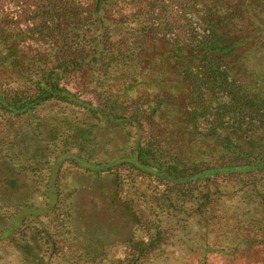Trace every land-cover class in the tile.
<instances>
[{"label": "trees", "instance_id": "obj_1", "mask_svg": "<svg viewBox=\"0 0 264 264\" xmlns=\"http://www.w3.org/2000/svg\"><path fill=\"white\" fill-rule=\"evenodd\" d=\"M243 2L0 0V244L18 264H264V73L238 56L264 27L237 33ZM71 172L106 182L125 240L75 230Z\"/></svg>", "mask_w": 264, "mask_h": 264}, {"label": "rangeland", "instance_id": "obj_2", "mask_svg": "<svg viewBox=\"0 0 264 264\" xmlns=\"http://www.w3.org/2000/svg\"><path fill=\"white\" fill-rule=\"evenodd\" d=\"M253 5V1L251 0H246V2L239 5L240 9L246 14L242 16V21L237 23L238 34L246 35L247 33H251L254 29L264 27V7L259 6V8H257ZM254 38L259 41V44L257 45L258 48L255 46V43L247 42L246 45L239 50L238 56L245 55L244 58L249 60L252 68L254 67L256 71L262 70L264 73V32H261ZM163 79L165 81L164 83H148L142 86L141 89H149L151 91L156 89L160 92L163 88H168L169 85H173V78L171 75L166 73L163 76ZM119 87L120 90H123L122 86ZM173 89L174 93L178 91L176 87ZM180 95H182V92ZM55 110L67 113V109L49 106L42 112L43 119L47 120L55 116ZM169 113L172 115V112ZM27 131L29 133L28 129ZM116 139L122 141L123 138L121 135H118ZM122 143H125V141ZM30 144L34 146V144L37 143L34 140L33 142H30ZM194 145L204 149L207 147V144L205 143L201 145ZM61 182L62 188L74 192L72 200L74 206L72 224L75 230L78 229L79 232H82V235H84L85 238L96 240L101 244V246L107 247L116 242L125 240L129 236L132 229L131 224L126 220L121 219L117 212H112L100 200V198L96 197L100 187L107 189L106 182H96L91 176L80 175L75 172H71L68 176L65 175V177L61 179ZM27 196L28 192H24L21 196V201L27 200ZM10 201L18 202L16 198ZM4 227L5 225L0 223V229ZM18 263L19 257L17 254L14 253L6 244H0V264Z\"/></svg>", "mask_w": 264, "mask_h": 264}]
</instances>
